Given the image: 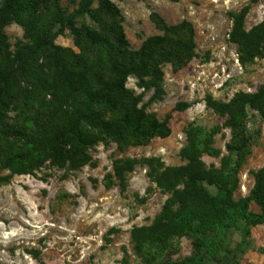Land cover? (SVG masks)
Here are the masks:
<instances>
[{"label": "trees", "instance_id": "16d2710c", "mask_svg": "<svg viewBox=\"0 0 264 264\" xmlns=\"http://www.w3.org/2000/svg\"><path fill=\"white\" fill-rule=\"evenodd\" d=\"M93 1L78 0L75 9L66 13L59 0H2L0 167L10 173L0 176V186L14 174L34 175L47 161L63 169L64 175L93 164L89 150L98 143L113 141L123 148L169 135V116L158 120L143 106L138 107L141 95L126 83L133 77L139 88L152 90V99H161L165 92L163 65L179 69L194 55L192 25L187 21L167 24L152 12L160 34L147 37L137 50H132L123 32L119 8L111 0H97V7H93ZM247 9L231 14L232 35L243 51L247 49L250 59L262 57L264 23L243 32ZM83 16L95 26L84 22L77 25V18ZM12 22L24 28L28 39L14 53L9 50L4 32ZM65 28L81 41L80 53L54 43ZM40 56L51 65L41 73L29 68ZM24 78L30 79L43 95L50 94L52 103L35 106L33 97L22 86ZM204 101L207 108L224 118L223 127L230 132L225 144L227 154L221 157L219 167L207 166L201 157L204 153L214 157L220 154L213 146V136L220 128L207 131L190 126L180 151L185 164L165 166L153 158H115L112 172L102 179L105 188L116 185L122 194L135 166L146 164L148 176L167 194L150 225L130 230L132 251L140 264H238L239 255L252 247L251 228L264 220V166L253 172L248 196L233 198L239 171L249 153L248 109L264 121V83L254 92L237 91L228 101L210 94ZM186 106L183 104L182 109ZM10 111H16V120L8 116ZM251 201L259 212L250 210ZM233 233L240 237L235 246L230 239ZM185 235L192 238V252L174 259L178 252L176 239ZM122 251L121 263L129 264L126 248Z\"/></svg>", "mask_w": 264, "mask_h": 264}, {"label": "rangeland", "instance_id": "374dc122", "mask_svg": "<svg viewBox=\"0 0 264 264\" xmlns=\"http://www.w3.org/2000/svg\"><path fill=\"white\" fill-rule=\"evenodd\" d=\"M111 1L122 14L123 32L132 50H137L147 37L160 34L151 18L152 12L167 24L187 21L193 27L194 55L179 69L163 65L165 92L161 99H152V90L139 88L133 77L126 83L135 94L141 95L138 107L143 106L158 120L169 116L170 133L123 148L113 141L107 145L98 143L89 150L93 164L66 175L48 161L34 175H12L8 183L0 186V264H122L123 247L128 252L129 264H140L132 251L130 230L133 226L150 225L167 194L148 176L146 164L135 166L122 194L116 185L105 188L102 179L112 172L113 159L153 158L165 166L183 165L180 151L186 144L187 129L199 126L208 131L218 126L213 146L220 154L214 157L204 153L201 159L207 166L219 167L221 157L227 154L225 144L230 132L223 127L224 118L206 107L205 96L210 94L217 100L228 101L237 91L254 92L264 83V56L250 59L247 49H241L232 35L231 16L247 7L241 30L249 32L264 23V0ZM77 2L59 0L66 13H71ZM97 5L94 0L92 6ZM77 19V25L84 22L95 26L87 16ZM4 32L12 53L19 45L28 43L24 28L18 23L7 25ZM54 43L75 54L81 51V41L67 28L55 37ZM50 67L43 56L29 65L40 73ZM29 81L24 78L22 86L33 97L35 106L51 104L52 96L43 95ZM186 103L188 106L182 109ZM8 116L16 120V111L8 112ZM246 132L250 138L249 153L238 174L234 200L248 196L254 182L253 172L264 166V121L251 109ZM9 173L0 167V176ZM208 189L214 192L213 187ZM249 208L259 212L252 201ZM230 239L235 246L240 237L233 233ZM250 239L252 247L239 255L238 264H264V220L251 228ZM176 242L178 252L174 259L191 254L190 236L179 237Z\"/></svg>", "mask_w": 264, "mask_h": 264}]
</instances>
